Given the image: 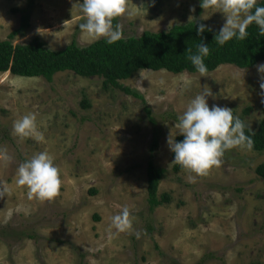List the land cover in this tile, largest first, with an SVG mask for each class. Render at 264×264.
<instances>
[{
	"label": "rangeland",
	"instance_id": "374dc122",
	"mask_svg": "<svg viewBox=\"0 0 264 264\" xmlns=\"http://www.w3.org/2000/svg\"><path fill=\"white\" fill-rule=\"evenodd\" d=\"M77 2L83 0H0V41L20 27L19 11L26 9L30 26L15 45L40 37L48 48L63 50L73 42L84 47L104 39L80 32ZM199 4L128 0L132 16L116 23L123 25L124 38L193 21L220 30L223 14ZM260 82L256 66L225 65L204 77L140 71L122 82L143 98L136 99L105 89L100 77L64 72L48 82L0 73V148L12 157L0 161V184L8 189L0 198V264H264V179L256 173L264 151L231 149L221 166L193 179L185 169L174 170L167 144L170 134L175 140L182 136L174 123L205 86L213 94L209 107L230 108L258 130L264 120ZM28 113L36 115L43 141L13 134V122ZM154 128L160 144L152 151ZM42 151L61 172L60 192L51 201L29 199L27 188L15 183L18 165ZM151 161L167 170L159 194L171 196L170 204L154 212L147 203ZM123 207L133 217V229L110 231L112 216Z\"/></svg>",
	"mask_w": 264,
	"mask_h": 264
},
{
	"label": "clouds",
	"instance_id": "9594fccd",
	"mask_svg": "<svg viewBox=\"0 0 264 264\" xmlns=\"http://www.w3.org/2000/svg\"><path fill=\"white\" fill-rule=\"evenodd\" d=\"M83 22L78 25L82 34L92 40L104 38L107 44H113L122 39L123 25L119 18H128L132 12L128 8V0H83L77 2ZM203 10L215 9L222 13L224 25L215 35V42L223 46L233 40H244L248 36L247 29L255 24L259 34L264 36V6L257 0H200ZM195 11V9H190ZM192 20V17H190ZM211 29L204 23L196 25L197 35H202ZM187 59L201 77L207 73L204 63L209 55V46L201 41ZM261 74L260 90L264 94V64L256 66ZM187 75V73H185ZM163 83V81H161ZM212 92L206 86L188 102L185 110L178 117L174 127L179 130L183 140L177 142L170 136L167 144L174 154V161L182 169L195 176H204L216 167L221 166L226 151L237 147H253L251 135L246 134L245 123L233 115V110L227 107L212 105L209 107L207 98ZM264 102V99H262ZM37 117L28 113L13 122V134L19 138L34 137L43 141V133L37 129ZM12 157L5 149L0 148V161L10 162ZM15 183L27 188L29 199L51 201L60 192L62 186L61 172L47 151L39 152L31 158L21 162L16 169ZM8 189L0 184V198L7 194ZM133 217L128 207H123L119 214L112 216L109 230L130 232L133 229ZM140 238L141 233H134Z\"/></svg>",
	"mask_w": 264,
	"mask_h": 264
},
{
	"label": "trees",
	"instance_id": "16d2710c",
	"mask_svg": "<svg viewBox=\"0 0 264 264\" xmlns=\"http://www.w3.org/2000/svg\"><path fill=\"white\" fill-rule=\"evenodd\" d=\"M258 4L264 6V1ZM15 11L18 12V10ZM19 12L22 13L20 27L14 30L7 40L0 41V73H10L24 78H44L52 82L59 73L73 72L81 77L103 78L105 89H117L136 99H143L138 91L125 87L122 82L133 78L140 71L148 70L167 71L174 75L199 74L187 59L190 54L187 50L191 49L194 53L201 41L210 49L209 55L204 59L208 68L205 75L225 65L250 69L264 63V36L259 34L255 24L247 29L246 39L233 40L223 46L218 45L214 40L219 30L210 28L211 31L197 35L196 25L202 22L193 21L185 25L174 26L169 31L156 33L148 31L139 37H122L120 41L111 45L107 44L105 39H101L84 47L73 42L63 50H52L40 37L34 38L26 45L14 44V39L26 33L30 26L28 10ZM83 106L89 108V103L85 102ZM145 112L155 125L152 110L145 107ZM240 119L246 125V134L252 136L253 147L251 149L263 152L264 120L261 121L258 130L254 131L248 127L243 118ZM153 135L152 151L156 150L160 144L158 128H154ZM182 140L183 136L176 139L177 142ZM174 170L178 172L182 168L175 164ZM166 173V169L157 167L152 161L147 167V203L150 212H154L156 208L164 204L171 203L169 194H159L160 183ZM256 173L264 179V164L257 167ZM26 235V233L17 234L21 240L26 238ZM27 238H33V236L29 235Z\"/></svg>",
	"mask_w": 264,
	"mask_h": 264
}]
</instances>
